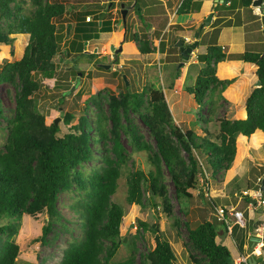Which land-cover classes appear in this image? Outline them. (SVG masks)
<instances>
[{
	"label": "trees",
	"instance_id": "obj_1",
	"mask_svg": "<svg viewBox=\"0 0 264 264\" xmlns=\"http://www.w3.org/2000/svg\"><path fill=\"white\" fill-rule=\"evenodd\" d=\"M23 1L0 0V42L10 44L13 40L10 33H28L20 58L7 61L0 67V84L9 82L18 87L11 103L0 91V120L4 121L7 129L3 147L0 148V264H15L19 244L13 236L23 214L35 216L44 211L48 214L39 236L40 241H47L45 236L51 231L53 222L62 217L67 219L58 208V198L60 192L71 188L80 193V199H75L69 207L70 212H74L72 216L79 221L82 233L65 247L59 264H178L175 251L157 222L145 220H139L138 224L142 229L155 232L153 247L142 254L138 263L133 255L111 261L122 239L119 225L124 212L122 206L111 199L117 188L120 167L127 160L120 132L124 130L136 149H151L132 124L130 112L137 111L155 140L154 155H149L154 169L134 168L129 172L126 200L143 204L144 190L148 189L153 206L157 205L154 197L158 196L163 210L170 211L167 189L160 180L162 163L171 178L175 196L182 201L192 195L191 188L200 187L199 176L208 186L206 167L210 168L212 176L230 167L236 155L237 139L251 141L256 130L264 134V45L259 50L245 49L234 54L227 52L226 45L213 41L198 54L202 65L194 81L186 84L185 89L199 104L204 102L208 91L216 88L223 90L239 75V64H229L231 69L223 71L222 66L228 56L255 63V73L260 79V84L247 95L242 114L233 118L218 117L217 131L213 132L205 125L201 135L191 127L177 125L162 88L149 85L137 91L129 90L125 85L124 91L109 93L105 114L99 109L93 118L82 113L75 123L70 124L73 130L59 135L55 118L48 117L37 107L34 93L40 89L42 82L35 74L52 76L55 73L53 57L61 49L64 34L58 31L53 18L63 15L67 6L60 0H31L33 7L26 12ZM199 2L181 0L176 12L190 11ZM240 2L251 6L252 0ZM134 5L140 11L138 0H134ZM90 12L93 11L84 10L77 15L73 25L74 37L68 43L70 48L79 49V52L83 49L84 39L98 35L89 30L95 24H100V30L113 29L103 11L85 20V15ZM129 38L137 42L140 52L151 50L149 40L139 33L134 31ZM179 39L184 43L183 37ZM99 94L97 92L96 96ZM91 97L85 100H92L100 107L98 99ZM71 117V113L66 112L63 119L69 123ZM103 119L110 120V127L104 126ZM106 139H110V151L114 156L106 153L107 148L100 157L95 149L103 152V147L106 148L103 140ZM183 151L187 152L186 157ZM92 159L100 163L89 171L79 168ZM245 197L248 198V195ZM209 202L212 208H216L217 202L213 197L209 198ZM4 217L6 221L1 222ZM221 222L225 227V221L221 219ZM184 223L187 224L189 245L208 264H232L228 246L216 240L219 230L214 221L204 217L193 227H189L186 220ZM191 257L195 258L194 253ZM254 259L255 264L263 260L260 256H254Z\"/></svg>",
	"mask_w": 264,
	"mask_h": 264
},
{
	"label": "rangeland",
	"instance_id": "obj_2",
	"mask_svg": "<svg viewBox=\"0 0 264 264\" xmlns=\"http://www.w3.org/2000/svg\"><path fill=\"white\" fill-rule=\"evenodd\" d=\"M60 1L66 4L67 10L63 15L53 18L58 26V31L64 34L61 49L53 57L56 62V70L52 76H45L41 73L35 74L41 80L42 85L34 93L38 109L50 118H57L59 135L68 130H73L70 124L75 123L82 113H87L90 118H93L95 111L99 109L105 114L109 93L118 94L126 89L125 85L128 86L129 90L137 91L149 85L162 88L174 122L182 128L191 127L201 135L204 134L203 126L205 125L209 130L217 131L219 127L218 117L233 118L242 114L245 99L252 88L255 87L257 75L254 70L252 74L250 73V80H241L239 82L240 86H235L236 82H234L228 84L221 91L218 88L212 92L208 91L202 104L197 103L193 94L185 89L186 84H191L194 81L197 71L202 65L198 54L203 51L206 43L216 39L215 33L218 29L211 32L206 30L200 37L197 36L199 38L198 44L188 53L186 58H183L179 45L177 41L174 43V40H178L180 36L185 39L183 34L186 31H176L177 28L174 25L168 26L166 24L168 20L166 14L167 11H171L170 4L172 3L168 4V7H164L163 4L157 1V6L152 7L156 10L152 16L148 15L144 0H138V5L141 7L140 11H137L134 0H108V3L107 0ZM177 1L179 0H173L175 3ZM121 2L124 3L123 7L126 8L125 24L122 18ZM146 2V4L152 5L150 0ZM23 7L26 12L31 9L33 7L31 0H24ZM252 7L254 6H250L245 11L246 25L244 26L247 35L250 34L252 37L249 40L246 39L248 41L243 50L256 49L255 47L249 48L253 43L251 40H254L256 36L261 39L258 49L264 45L262 13L254 15ZM84 10L93 11L85 15V20H88L87 16L90 19L95 16V13L103 11L104 17L110 19L114 30H100V24H95L89 30L95 31L98 35L87 39L86 43L84 39L82 41L83 49L79 52V49L70 48L68 43L74 37L73 25L77 15L82 11L84 12ZM178 18L184 19L185 17L178 15ZM202 23H204L203 19L199 27L204 30L205 27ZM199 27L196 28L194 25L187 27L190 28L188 34L192 40L187 41L185 39L184 43L182 42L184 47L194 40V32L199 30ZM233 28L238 31L237 27ZM134 31L149 40L151 46L149 52H140L137 48V42L129 38ZM9 35L13 37L10 44L0 42V67L7 61L20 58L28 41V33H10ZM254 35L255 38H253ZM235 36L237 35L232 37ZM232 37L225 31L217 42L227 45L230 40H236V37L234 39ZM154 42L158 45L155 46ZM111 44L115 47L121 46V49L115 54L114 50H111ZM153 46L155 48H152ZM233 47L236 49L233 52L234 54L241 51L242 48L239 44ZM227 48L229 50V46ZM90 52L95 54L90 55ZM228 58H231L232 61H224L222 66L224 72L231 69L229 64L238 65L241 63L235 56H228ZM240 65V70L246 72L244 75H248L250 71L244 67L242 68V63ZM243 82L248 84V88L242 93ZM16 89L18 87L9 82L0 84V91L4 94V97L7 96L9 103H11ZM63 92L64 97L61 98ZM97 92H100V94L96 96ZM90 95H92L91 98L98 99L100 107L96 106L92 100L89 102L85 100ZM66 112H70L72 115L69 123H66L63 119ZM199 113H201V116ZM130 117L132 124L136 126L135 128L150 144L151 149H136L129 141L124 130H121L120 141L125 149L127 160L120 167L117 188L111 195V199L118 202L124 211L119 225L122 239L117 250L111 256V261L133 255L138 263L142 254L153 247L155 232L151 229H142L138 224L139 220H145L149 223L157 222L159 229L171 243L178 264H208L201 254L189 245L187 224L184 223L186 220L188 226L193 227L204 217L214 221L218 230L221 229L216 236V240L228 246L231 257L251 253V249H253L250 246L251 239L256 236L259 239L255 241V244H261L260 253L264 256L263 230L259 229L260 232L253 230L255 221L256 224L261 222V225L264 224L263 215L260 217L261 220L248 218L249 208H247V203L250 201L245 200V195L252 198V194L255 193L257 200L260 196L264 201V192H257L258 187H260V179L264 176V134L260 130H256L251 141L237 139L236 155L230 167L218 171L216 176L210 175V168L206 167L208 186L198 175L200 187L191 188L192 195L182 201L175 196L171 178L162 163L160 166L162 174L160 180L167 189L171 205L170 211H165L162 208V203L159 202L160 198L158 196L154 197L157 200V205L153 206L148 189L144 190L143 204L129 203L126 200L129 172L134 168L154 169V164L150 161L149 155H154L153 151H155V140L150 135L147 125L138 112L131 111ZM103 122L106 128L110 127V120L103 119ZM122 123H126L124 119ZM6 134L7 129L4 121L0 120V148L3 147ZM211 137H214V135L211 134ZM103 143L106 145V148L103 147V152L95 149V153L102 157L105 149L108 148L106 153L114 156L113 151H110V139L103 140ZM182 153L184 157L187 156V152L183 151ZM202 160L204 163L203 158ZM98 163L100 162L97 159H92L84 162L79 168L83 171H89ZM210 197H213L217 202L216 208L224 206L226 210L230 207L241 209L245 225L241 226L235 223L232 233L225 234L223 223L218 219L217 210L210 205ZM75 199H80V193L75 188L60 192L58 208L64 212L67 219L62 217L53 222L51 231L45 236L46 242L39 240L42 225L49 218L45 211L35 216L23 214L20 217L17 232L13 236L19 244V253L16 256L15 264H59L65 247L82 233L79 221L72 216L74 212H70L69 205ZM257 208L264 211V203ZM251 211L252 216H254L256 213L253 209ZM228 219L233 221V217L230 215ZM4 221H6L5 217L1 222ZM224 234L226 238L222 239ZM191 253H194L195 258L191 257ZM253 255L255 256L257 253ZM233 259L231 258V262ZM258 264H264V261Z\"/></svg>",
	"mask_w": 264,
	"mask_h": 264
},
{
	"label": "crops",
	"instance_id": "obj_3",
	"mask_svg": "<svg viewBox=\"0 0 264 264\" xmlns=\"http://www.w3.org/2000/svg\"><path fill=\"white\" fill-rule=\"evenodd\" d=\"M146 1L144 0L145 8L147 9V11L149 13L148 15H152V16L155 14L154 12L156 11L152 7L154 5L157 6V4H156L157 1L160 4H163L164 7H168V4L172 3V4H170L171 5L170 6L171 11H169V12L167 11V14H166L167 18H168V20L166 21V24L168 26L169 25H174V27L177 28L176 31H180V32L181 31H186L183 34V36H185V37L187 36L189 38V40H192V38L188 34L189 31H190V28H187V27H189V26L191 27L192 25H194V27L196 26V28L199 27V24L201 23V20L202 19L204 20L209 12L212 14L211 18H210V20H208L209 22L206 21V22L202 23V25H204V27H205L204 30L201 29V27H199L200 30H198L199 31L198 37H200V35L204 34V32L206 30H210V32H211L214 29H216V30L218 29V31L215 33V38L216 39L215 40L214 39L210 40L209 42H213L214 41V42L218 43L217 40H219V38L225 33V31L227 33H229L231 37L234 36V35H237V36H235L236 38L232 37V39L235 38L236 40H233V41L230 40V42H228L227 45L224 43V45H226V48H227V46H229V50H228V48L226 49L227 52H235L236 49L233 46H235L236 44H239L242 47L241 51H239V52H242L243 51V47L245 48L246 42L249 40L250 37H252V35L250 36V34L247 35L246 28L244 27L246 25L245 24V11L250 6L243 5L240 2V0H196V1H200L197 6H195L193 9H190V11L182 12V13L176 12V8H177V6H178V4H179V2L181 0L177 1V3L173 2V0H150L151 3H152L151 6L146 4L147 3ZM251 6H254V7H252V12H253L254 15H259L262 12L264 13V0H262V4L259 5V6L253 5L252 3H251ZM140 9H141V7H140ZM178 15H183L185 18L184 19L183 18L179 19ZM195 22H196V24H194ZM233 27H237L236 29L238 31H236ZM164 28L166 29V27H164ZM112 30H114V29H112ZM112 30H108V31H112ZM180 37H182V36H180ZM247 38H248V40H246ZM253 38H255V35L253 36ZM256 38L254 40H251V42H253V43H252V46H250L249 48L255 47L256 48L255 50H259L258 46L261 43V39L258 36H256ZM206 44H208V43H206ZM206 44H205V46H206ZM220 44H223V43H220ZM205 46H204V48H205ZM225 61H232V59L227 57V58H225ZM241 63H242V68L244 67L245 69L249 70L250 72H249L248 75H244V74H246V72L244 73V71L240 70L239 71V75L236 77V79L233 82H231V83L236 82L235 86H238V85L240 86L239 82L241 80L242 81L243 80H250L249 79V77H251L250 73L252 74L253 70H254V72L256 70L255 69L256 68V64L253 63V62L241 61ZM240 64H239V67H241ZM243 87H242V93H243V91L247 90L248 84L244 83ZM242 112H243V110H242ZM250 199H251V197H248V198L245 197L246 201H248ZM253 207L254 206H251V204L249 202L247 203V208H249V210H250V213H249V210H248V218H252V219L255 218L256 220H261L260 217L263 215L262 219L264 220V211H262L261 209L259 210V208H257V207H255V208H253ZM250 208L253 209V211L256 213L254 216H252L253 213H252ZM261 223L256 224V221H255V226L253 227V230H257L258 232H260L259 231V229H260V230H263V233H264V224L261 225ZM231 224L232 225H231V229L230 230H229V228L227 226L224 227L225 234L226 233H232L234 223H231ZM219 230H221V229H219ZM225 234L222 235V239L226 238ZM258 239H259L258 236L252 237V239H251L250 246L253 247L254 251H257V247L259 249H262L260 243H258V244L256 243L255 244V241L258 240ZM261 255L262 254L259 253V254L255 255V257L260 256V258H261L263 256V255L262 256ZM233 258H235V257H232V259ZM262 258H263V260H261V261H264V256ZM261 261H259L258 263H260ZM255 262H256V260L254 259L252 261V264H255Z\"/></svg>",
	"mask_w": 264,
	"mask_h": 264
},
{
	"label": "built area",
	"instance_id": "obj_4",
	"mask_svg": "<svg viewBox=\"0 0 264 264\" xmlns=\"http://www.w3.org/2000/svg\"><path fill=\"white\" fill-rule=\"evenodd\" d=\"M87 19H89V17L87 16ZM185 39L187 41H189V38L186 36ZM259 179V177H258ZM260 182H261V179H260ZM257 192L261 193V190L259 189L258 187V190ZM252 198L249 200L250 204H252V206H254L253 208L255 207H258L260 204H263L264 201L262 199V197H258V200L256 199L255 197V193L252 194ZM217 210V215H218V218H223L226 222H227V227L229 228V230L231 229V223H237L241 226H244L245 225V222H244V216H243V211L241 209H236L234 207H230L229 209H225L224 206H219L216 208ZM231 216L233 217V221H231V219L229 220L228 219V216ZM256 249V248H255ZM257 250L258 251H253V249L251 250V253L247 254V255H239L237 257H235L232 261V264H252V259H253V254L257 253L259 254L260 253V249L257 247Z\"/></svg>",
	"mask_w": 264,
	"mask_h": 264
},
{
	"label": "water",
	"instance_id": "obj_5",
	"mask_svg": "<svg viewBox=\"0 0 264 264\" xmlns=\"http://www.w3.org/2000/svg\"><path fill=\"white\" fill-rule=\"evenodd\" d=\"M252 4L259 6L262 4V0H252ZM123 5H124V3L121 2L122 18H123V22L125 24V18L124 17H125L126 8H124ZM211 15L212 14L209 12L208 15L205 17L204 22L210 20ZM261 18H262V23H263V34H264V13L263 12H262ZM198 34H199V31L198 30L195 31L194 32V40L185 47L182 45V42L180 39L177 40V44L180 46V51L183 54V58H186L188 53L191 52L192 49L198 44V38H197ZM86 42H87V40H85V43ZM110 47H111V50H114L115 54L117 53L118 50L121 49V46L115 47L113 44H111ZM263 56H264V52H263ZM123 77L125 78L124 74H123ZM259 84H260V79L257 77L256 81H255V86H258ZM54 122L57 123V118L54 119ZM259 189L261 191H264V176L261 178Z\"/></svg>",
	"mask_w": 264,
	"mask_h": 264
},
{
	"label": "clouds",
	"instance_id": "obj_6",
	"mask_svg": "<svg viewBox=\"0 0 264 264\" xmlns=\"http://www.w3.org/2000/svg\"><path fill=\"white\" fill-rule=\"evenodd\" d=\"M216 209V208H215ZM219 220H221V219H223V218H218ZM224 220V219H223ZM225 221V220H224ZM225 223H226V226H227V222L225 221ZM235 224V223H234Z\"/></svg>",
	"mask_w": 264,
	"mask_h": 264
},
{
	"label": "flooded vegetation",
	"instance_id": "obj_7",
	"mask_svg": "<svg viewBox=\"0 0 264 264\" xmlns=\"http://www.w3.org/2000/svg\"><path fill=\"white\" fill-rule=\"evenodd\" d=\"M109 2H110V1H109ZM107 3H108V0H107ZM110 4H112V3H110ZM110 4H109V5H110Z\"/></svg>",
	"mask_w": 264,
	"mask_h": 264
}]
</instances>
